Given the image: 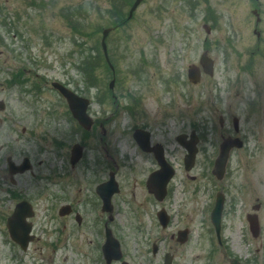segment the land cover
Returning <instances> with one entry per match:
<instances>
[{"label": "rangeland", "instance_id": "1", "mask_svg": "<svg viewBox=\"0 0 264 264\" xmlns=\"http://www.w3.org/2000/svg\"><path fill=\"white\" fill-rule=\"evenodd\" d=\"M133 1L122 5L123 12ZM68 8L85 22L81 32L63 19ZM112 13L111 0H0V264H91L74 249L69 254L55 249L61 243L54 196L62 184L58 171L68 167L71 146L84 139L79 131L74 134L66 103L51 81L68 83L90 98L89 114L103 121L82 144L71 187L90 192L93 166L105 157L122 192L114 198L119 207L115 222L125 224V247L134 264H162L167 252L175 264H230L227 250L243 264H264V0H142L107 43L115 77L100 47ZM80 51L94 57L96 77L86 78L80 70ZM206 51L214 74L202 72L200 82L190 83L187 69L199 66ZM18 70L26 84L8 85ZM30 86L37 89L34 94L27 92ZM135 128L150 131L152 142L164 147L176 169L163 203L147 194L145 180L156 165L134 141ZM192 130L200 136V152L187 172L185 150L176 136ZM229 135L239 137L243 146L232 151L227 174L218 182L211 169L222 138ZM8 156L17 163L27 156L32 163L30 171L14 177L15 184ZM220 188L226 196L224 247L218 246L210 223ZM22 198L34 209L35 239L26 250L11 241L6 229ZM162 207L172 217L167 229L156 218ZM247 214L257 216L255 237ZM184 228L189 239L180 244L171 235ZM81 240L73 239L71 246L85 251Z\"/></svg>", "mask_w": 264, "mask_h": 264}, {"label": "flooded vegetation", "instance_id": "2", "mask_svg": "<svg viewBox=\"0 0 264 264\" xmlns=\"http://www.w3.org/2000/svg\"><path fill=\"white\" fill-rule=\"evenodd\" d=\"M102 126L103 121L94 119L92 130L93 128H102ZM24 131L25 129H23V132ZM59 144V148L62 149L63 144ZM105 145L106 144L103 142V148ZM151 147L153 148V152L147 154L151 156L157 168L156 156H162L165 154V151L161 144L152 142V140ZM9 157L10 156H8L7 159ZM23 159L19 163L13 162L18 165L23 162ZM63 159L64 156L61 154V160L63 161ZM67 160L68 167L64 169L63 172L62 169L58 171L59 176L62 177V184H60L59 192L54 195L57 202V231L61 240L60 244H56L58 250H63L65 253L69 254V252L74 249V253L88 258L91 264H134V260L130 258L127 253V248L125 247L126 233L123 230L125 224L123 226V224L115 222V217L119 214V207L116 205L114 198L121 195L122 192L116 193V195L110 198L108 203L102 199L99 192H96L97 186L105 183L110 178L111 169L105 157L98 158L95 166H93L97 167L92 173L96 179L89 180L90 192H73L74 188L71 187V182L73 178H76L75 171L78 169L79 164H70V153ZM15 176L10 175V182L12 184H15ZM67 187L71 188V190ZM148 196L150 197V195ZM178 234L179 231L176 232L175 236L174 234L171 235V238L176 242L178 240H186L188 231L180 236H178ZM110 236L118 242L120 254L118 249L115 250L114 247H111V251L109 247L104 246L108 237L110 239ZM78 238L82 239L81 245L87 247L84 248L85 251H80L76 247L74 248L71 246L73 239ZM153 248L152 246V249ZM135 255L136 253L132 254L133 257ZM171 255L172 264H175L174 255L172 253ZM65 256L67 257V254H65ZM63 260L66 261L67 258Z\"/></svg>", "mask_w": 264, "mask_h": 264}, {"label": "water", "instance_id": "3", "mask_svg": "<svg viewBox=\"0 0 264 264\" xmlns=\"http://www.w3.org/2000/svg\"><path fill=\"white\" fill-rule=\"evenodd\" d=\"M141 0H136L134 5L132 6L130 10V16L132 15L133 10L136 8L138 3ZM208 31V29H206ZM109 30L103 31V37L101 41V46L103 49V52L105 54V58L108 61L107 57V51H106V45H105V37L107 36ZM200 65L202 66L203 72L205 74L212 75L213 74V62L210 60L206 54H203L200 58ZM188 78L193 83H196L200 79V72L196 66H190L188 70ZM112 83H110V87H112ZM53 86L56 89H59L61 94L66 98L70 111L72 112V115L77 119L80 125H82L85 129H89L91 127V120L89 116L86 114V109L88 106V100L82 97L77 96L70 90L66 89L62 85L58 83H53ZM0 107H2L0 105ZM134 138L141 144L145 139V143L148 142V133L136 130L134 133ZM143 144V143H142ZM148 144V143H147ZM144 145V144H143ZM234 146V141L232 140H224L221 145V151L220 155L218 156V159L216 160L214 170L213 172L216 174L218 178H220L225 169V165L229 156L230 149ZM236 146H240L239 144H236ZM80 147L75 146L73 149V157L74 161H77L80 154ZM145 149H148L147 147H143ZM188 154L185 158V168L188 170L192 167L193 161L195 158V148H188ZM159 164L161 166V169L151 174L147 181V187L149 192H152L157 200L161 201L165 197L166 194V184L168 179L172 176L173 172L172 170L167 166L164 159H158ZM29 167L28 160L25 159L24 163L20 168H18V172H23L25 169ZM117 184L114 181V176L111 175L110 181H108L106 184L98 187V192H117ZM223 207V199L221 197H218L214 206V209L211 213V222L216 228L217 235H219V229H220V219H221V211ZM32 215L31 205L27 203L26 201H22L18 203L15 207V210L13 214L8 218L7 220V227L10 233V236L15 241L19 242L22 248H26L28 240L31 239L29 236V232L31 230V225L26 222V217H30ZM166 220H168L166 218ZM167 221L162 220L163 227L166 226ZM251 222V230L253 231V234L256 235V232L258 231V222L256 216L252 217ZM112 243H107L106 247H109L112 251L113 245ZM165 264H170V259H166ZM232 264H239L236 260L232 261Z\"/></svg>", "mask_w": 264, "mask_h": 264}, {"label": "trees", "instance_id": "4", "mask_svg": "<svg viewBox=\"0 0 264 264\" xmlns=\"http://www.w3.org/2000/svg\"><path fill=\"white\" fill-rule=\"evenodd\" d=\"M64 19L73 27L74 30L78 29L77 26H74L75 20L73 14L70 13L68 16H65ZM80 59V69L83 71L84 75H86V78H91L93 75H95V64L93 62L96 61L94 57L92 54H85L84 52L80 51Z\"/></svg>", "mask_w": 264, "mask_h": 264}]
</instances>
